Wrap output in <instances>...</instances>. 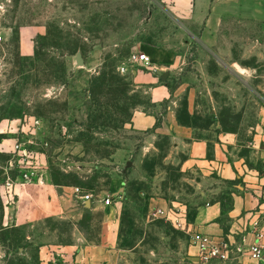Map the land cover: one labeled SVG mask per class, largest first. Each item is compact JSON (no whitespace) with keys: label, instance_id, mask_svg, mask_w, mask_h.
<instances>
[{"label":"rangeland","instance_id":"obj_1","mask_svg":"<svg viewBox=\"0 0 264 264\" xmlns=\"http://www.w3.org/2000/svg\"><path fill=\"white\" fill-rule=\"evenodd\" d=\"M190 1L0 0V133L8 132L0 141L32 142L48 177L37 191L42 211L26 206L19 225L0 211V264H42L43 247L102 245L110 224L100 202L113 196L105 264H203L194 220L206 203L166 157L167 137L143 149L147 136L133 132L131 120L153 108L149 90L118 71L140 51L166 58L160 75L168 78L159 84L184 123L228 131L252 124L243 115L257 114L264 98V0H212L215 11L204 20L193 17ZM104 75L125 85L119 99L91 96ZM9 158L0 154V173Z\"/></svg>","mask_w":264,"mask_h":264},{"label":"crops","instance_id":"obj_2","mask_svg":"<svg viewBox=\"0 0 264 264\" xmlns=\"http://www.w3.org/2000/svg\"><path fill=\"white\" fill-rule=\"evenodd\" d=\"M189 5L196 20L206 19V16L213 13L216 8L212 0L207 2L191 0ZM149 56L156 67L153 69L157 72L147 73L144 68L132 71L137 88L149 90L148 98L152 101L153 108L149 111L139 108L131 120V129L136 134L147 136L146 146L143 148L146 151L152 146L155 149V143L161 136L168 138L171 151L166 157L178 162L180 172L189 176L193 187L200 192L199 199L206 203L199 208L194 220V226L199 233L215 237L225 235L237 244H241L243 240H246L247 244L253 243L255 240L253 225L257 223L264 232V178L261 174L264 170V98L260 100L257 114H252L247 109L243 115V122L248 121L252 124H245L237 131L223 130L221 126L216 129L211 126L202 130L193 125H183L178 120V106L170 100L168 87L159 84L160 76L164 77L167 74L164 72L160 75V70L167 66V60L163 57L157 58L154 54ZM259 89L264 94V83ZM188 109L192 115L194 105H190ZM16 131L11 130L10 134ZM18 141L12 136L1 139L0 154L11 157ZM41 170V167L38 168L37 174ZM36 179L37 183L33 182L27 186L16 185L14 205L8 207L0 203L5 220L10 219L19 225L20 214L26 206H30L33 212L42 211L41 198L38 197L37 191L47 187L48 177L40 172ZM224 184L228 191H225ZM227 197L231 201L228 206L225 201ZM115 200L113 196L111 201L115 203ZM92 204L89 203L90 206L87 204L86 208H91ZM100 204L110 224L104 230L103 244L83 249L43 247L40 249L39 258L42 264H105L109 261L112 256L111 251L107 250V244L115 231L112 225L115 223L117 209L113 205H104L102 201ZM156 205L161 209L166 207L164 201ZM12 208L14 214H11ZM238 262L253 264L249 257H243Z\"/></svg>","mask_w":264,"mask_h":264},{"label":"built area","instance_id":"obj_3","mask_svg":"<svg viewBox=\"0 0 264 264\" xmlns=\"http://www.w3.org/2000/svg\"><path fill=\"white\" fill-rule=\"evenodd\" d=\"M138 67L144 69H151L153 67L151 57L145 52L133 53L127 65H123L118 68V71L122 74H133L130 70ZM35 125H39V122H35ZM18 141L12 151L11 157L8 159L7 166L2 168L0 173V203L4 206L14 205L16 202L15 187L17 184L21 186H27L34 181L33 179L37 175L39 168L38 156L31 146L32 142ZM262 177L264 178V170L262 171ZM37 183V182H36ZM76 191L79 193L80 189ZM80 199L85 201V206L90 203L89 196H81ZM106 206H111V199H107ZM160 215H165L160 211ZM255 240L251 244H247L246 240H243L241 244H237L225 235L221 237H215L208 234L199 233L195 237V247L197 249V255L199 261L203 264L211 263H228L238 261L243 257H249L253 264H264V232L258 227V224H254Z\"/></svg>","mask_w":264,"mask_h":264},{"label":"trees","instance_id":"obj_4","mask_svg":"<svg viewBox=\"0 0 264 264\" xmlns=\"http://www.w3.org/2000/svg\"><path fill=\"white\" fill-rule=\"evenodd\" d=\"M125 91V85L121 83V80L117 79V77L104 75L100 79H97V81L94 82L93 88L91 90V96L94 97H107V96H114V99H119L118 97L122 96ZM100 99H98L96 102L99 105ZM188 113V111H187ZM188 116L190 118V115L188 113ZM178 120L183 125H191V123H184L181 120L180 115H178ZM228 199L225 198L226 203ZM231 204V201L229 202V205ZM227 205V204H226ZM2 206V205H1ZM0 206V211H3V207Z\"/></svg>","mask_w":264,"mask_h":264},{"label":"water","instance_id":"obj_5","mask_svg":"<svg viewBox=\"0 0 264 264\" xmlns=\"http://www.w3.org/2000/svg\"><path fill=\"white\" fill-rule=\"evenodd\" d=\"M76 61H77V67L78 68H83L85 66V61L83 58V55L81 53H79L76 57ZM168 78V74L164 75V80ZM89 205V203H88ZM90 206V205H89Z\"/></svg>","mask_w":264,"mask_h":264}]
</instances>
